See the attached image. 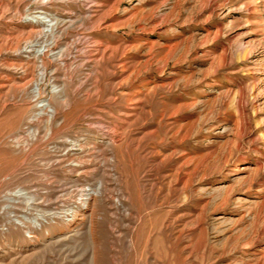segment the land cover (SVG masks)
I'll return each mask as SVG.
<instances>
[{
    "label": "rangeland",
    "instance_id": "obj_1",
    "mask_svg": "<svg viewBox=\"0 0 264 264\" xmlns=\"http://www.w3.org/2000/svg\"><path fill=\"white\" fill-rule=\"evenodd\" d=\"M0 264H264V0H0Z\"/></svg>",
    "mask_w": 264,
    "mask_h": 264
},
{
    "label": "bare ground",
    "instance_id": "obj_2",
    "mask_svg": "<svg viewBox=\"0 0 264 264\" xmlns=\"http://www.w3.org/2000/svg\"><path fill=\"white\" fill-rule=\"evenodd\" d=\"M33 20V19H32ZM34 20H37V21H43V22H47V24H50L48 23V19L45 18L44 15H37L36 17H34ZM30 22V21H29Z\"/></svg>",
    "mask_w": 264,
    "mask_h": 264
}]
</instances>
